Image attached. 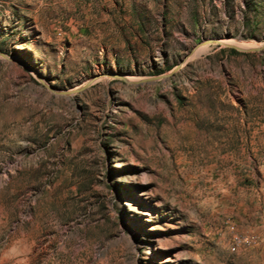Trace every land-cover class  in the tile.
Listing matches in <instances>:
<instances>
[{
    "label": "rangeland",
    "instance_id": "obj_1",
    "mask_svg": "<svg viewBox=\"0 0 264 264\" xmlns=\"http://www.w3.org/2000/svg\"><path fill=\"white\" fill-rule=\"evenodd\" d=\"M0 264H264V0H0Z\"/></svg>",
    "mask_w": 264,
    "mask_h": 264
},
{
    "label": "bare ground",
    "instance_id": "obj_2",
    "mask_svg": "<svg viewBox=\"0 0 264 264\" xmlns=\"http://www.w3.org/2000/svg\"><path fill=\"white\" fill-rule=\"evenodd\" d=\"M205 42H207V41H205ZM224 43H226L225 41H223V44ZM205 44V43H204ZM204 44H202V46L200 47V49H203V47H204ZM229 44V43H228ZM233 45H235V46H237V47H239V48H242V47H244V48H248V47H250V48H252V47H257L259 44H254V45H245V44H243V45H241V46H239V45H237V44H233ZM198 49V48H197ZM198 53V52H197ZM123 77V76H122ZM125 78L126 79H128V80H134L135 78L134 77H132V76H130V75H126L125 76ZM136 80V79H135ZM142 80H144V79H142Z\"/></svg>",
    "mask_w": 264,
    "mask_h": 264
},
{
    "label": "trees",
    "instance_id": "obj_3",
    "mask_svg": "<svg viewBox=\"0 0 264 264\" xmlns=\"http://www.w3.org/2000/svg\"><path fill=\"white\" fill-rule=\"evenodd\" d=\"M233 50H235V49H233Z\"/></svg>",
    "mask_w": 264,
    "mask_h": 264
}]
</instances>
